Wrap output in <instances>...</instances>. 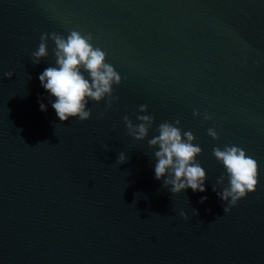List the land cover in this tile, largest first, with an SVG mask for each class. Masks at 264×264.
<instances>
[{
    "label": "water",
    "instance_id": "water-1",
    "mask_svg": "<svg viewBox=\"0 0 264 264\" xmlns=\"http://www.w3.org/2000/svg\"><path fill=\"white\" fill-rule=\"evenodd\" d=\"M0 264H264V0H0Z\"/></svg>",
    "mask_w": 264,
    "mask_h": 264
}]
</instances>
